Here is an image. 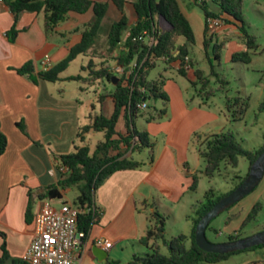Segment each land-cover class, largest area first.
I'll return each mask as SVG.
<instances>
[{"label": "trees", "instance_id": "trees-1", "mask_svg": "<svg viewBox=\"0 0 264 264\" xmlns=\"http://www.w3.org/2000/svg\"><path fill=\"white\" fill-rule=\"evenodd\" d=\"M3 4L8 7L14 17V24L7 32L9 41L14 42L18 30L16 23L18 18L24 12L39 13L44 12L45 21L44 29L48 33L52 31L60 23L64 22L69 14H85L92 9L94 14L93 21L87 25L86 29L81 33V40L73 46L67 56L56 65L52 66L45 72L35 73L32 63H27L23 67L17 69L19 75L27 76L33 83L45 81L50 83L60 82V75L69 67V65L79 56H89L91 48L102 29V22L107 12V3L92 2L90 0H2ZM121 14L118 21L109 23L107 31V53L109 55L118 51L115 62L128 69L130 64L136 59L140 62L144 57L153 54L155 62L139 69L136 74L129 78L120 76L113 90L104 96H99L101 103L105 99H109L112 105V112L106 116L103 112L89 116V124L80 127L77 139L83 143L81 146L74 147V151L68 154L55 156L58 160V167L67 168L68 173L62 174L60 180L55 184L44 189L42 194L37 198L39 200H61L62 191L74 189L77 192L76 197L72 200V204L78 209L85 207H95L94 199L97 189L114 173L128 170H137L142 166L141 162L133 159L132 154L143 148H151L152 144L149 135L146 132H139L134 125V120L140 115L141 105L150 100H167V96L161 90L158 80H150L149 72L158 63L164 64L171 68L175 62L180 63L177 72L187 78V72L184 69L185 58L188 57L192 69L194 63L189 58L190 49L195 44L194 31L182 13L179 0H110ZM131 3L136 14V21L132 27H128V18L125 14V5ZM193 4L197 6L203 13L206 20L208 18H218L224 24L233 25L240 30L241 39L244 42L245 50L235 52L231 55V62L250 63V51L256 47V38L246 32L242 21V0H193ZM213 5L211 9L209 5ZM162 19L168 26L169 30L160 32L157 29L156 19ZM155 30L159 32L157 43L151 48L139 41H133V38L140 36L143 32H151ZM128 33V36H127ZM211 36L205 34L203 40V50L205 58L210 63V75L215 76L213 60L219 61L218 51L222 45H214L213 57L209 56L208 49L211 43ZM183 38L182 45L177 44V39ZM126 47V51L119 50V44ZM92 57V56H91ZM164 57L167 60H161ZM86 67L81 70H87L88 78L81 75L66 78V81H75L78 83L91 81L107 80L115 76L108 65L102 63L92 69L93 60L91 59ZM193 75L195 80L191 82L193 86H200L201 92L205 97L214 96L216 90H207L209 85V77L199 70L194 69ZM240 99L235 100V105L239 106ZM148 107V105H147ZM226 107L230 109V102L227 99ZM239 114L242 115L246 111L245 103H242ZM259 112H264V100L259 106ZM166 114L165 109H161L158 117ZM121 122V127L118 128ZM23 130L22 125H18ZM92 132L102 133L103 139L97 142L93 149L87 143H84V135ZM263 144L256 151L245 150L236 140L235 136L228 133H221L210 137L206 141L205 150L199 151L200 157L205 163L204 174L213 178L222 166H229L232 169L238 167L239 158L243 157L248 161V170L257 159L258 155L264 150V133L262 134ZM7 148V138L1 131L0 126V156L4 154ZM129 152V156L126 153ZM152 161V151L150 152ZM245 176V177H246ZM191 190L197 186V177L191 175ZM241 178L239 184L245 179ZM238 184V185H239ZM237 185V186H238ZM236 186V187H237ZM236 187L225 194L216 195L213 188H210L204 195L203 203H199V208L195 211V217H192V229L190 236L178 235L170 240L165 239L166 218L157 211H153L147 216L145 235L139 240L140 244L146 249L144 253L132 256L127 264H220L227 260L230 256L243 253L246 251H254L264 246H255L244 251H237L229 254L208 253L201 250L195 242L196 227L201 218L221 199L231 193ZM32 208V200L29 195V203L26 210V220L29 221L30 211ZM96 208V207H95ZM260 204L257 203L252 213L247 217L242 227L249 223L256 216ZM80 214L78 216V230L86 235L93 224L99 220V213ZM209 227V225H208ZM207 227V228H208ZM239 236H228L227 241L240 239ZM163 245L168 255L161 252ZM10 257L2 245V255L0 256V264H6ZM258 261L250 264H257ZM12 264H25L22 262L12 261ZM105 264H120L119 261H110Z\"/></svg>", "mask_w": 264, "mask_h": 264}, {"label": "crops", "instance_id": "crops-1", "mask_svg": "<svg viewBox=\"0 0 264 264\" xmlns=\"http://www.w3.org/2000/svg\"><path fill=\"white\" fill-rule=\"evenodd\" d=\"M90 1L107 3V12L100 34L89 51V56H83L89 61L92 59L96 65L101 61L96 63L95 59L110 61L111 56L114 57L118 53V51L112 55L107 53V31L109 23L118 21L121 14L110 0ZM179 6L192 29L193 24H196L202 36L203 45L205 19L201 22L194 12L193 0H179ZM125 14L130 28L136 21V14L131 3L125 5ZM93 19L92 9L85 14L71 13L64 22L46 33L43 11L24 12L18 18L16 23L18 33L14 42L11 43L6 34L14 24V17L8 7L0 3V126L7 138L6 151L0 156V256L2 245H4L10 257L6 264H12V261L22 262V257L33 239L34 216L45 201H49L56 208L62 202H72L64 198L70 189L62 191V199L57 203L54 200H39L37 196L42 194L45 188L55 185L60 180L61 174L56 169L59 163L55 156L74 151L75 144L78 145L76 140H78L79 128L86 126L90 121L87 117L82 119L87 108L92 109L96 114L94 97L86 102L81 98V95L87 92L83 83L76 86L73 95H69L64 84L75 82L66 81L68 77L63 76L69 67L60 75L63 80L56 83L45 81L33 83L27 76L19 75L16 70L27 63H32L37 73L40 71L39 63L45 56L50 57L51 66L56 65L67 56L73 46L80 42L81 33ZM156 24L161 33L169 30V26L160 18L156 19ZM235 29L233 25L224 24L211 36V43L212 38L216 36L219 37L221 48L230 46V57L235 52L245 50L241 35L234 32ZM183 43V38L177 39L178 45ZM98 45H100L99 48ZM96 48L100 49L101 55L104 54L103 57L95 55ZM191 60L195 69L198 62L193 58ZM173 65L174 68H178V62ZM172 66L171 68L165 66L163 70L177 72V68L174 70ZM150 73L151 71L149 77ZM188 76L190 75L187 72ZM118 80L117 74L111 78L109 82L112 89ZM165 88L177 87L171 81H167ZM97 95L100 94L97 93ZM107 101L103 103L106 106H101L100 112L109 116L112 105L109 99ZM19 124L27 131V135L20 132ZM92 135H94L92 131L84 135V143L89 146ZM78 143L80 146L83 144L80 141ZM90 148L93 149L91 146ZM167 154L170 157L168 152ZM163 158L166 160L162 153L161 158L149 172L140 170L116 172L97 189L94 206L100 217L91 226L86 237L80 241L77 264H105L110 261H119L121 264L120 259L124 257L128 249L127 243L133 244L145 235L147 217L141 230L137 216L143 210L139 209L135 195L141 186H147L154 170L159 169ZM29 195L32 208L30 219L27 221ZM140 197L143 199L142 206H148L149 202L144 198L145 196L140 195ZM143 213L145 214V211ZM192 217H188L191 224ZM143 233L144 235L141 236ZM97 240L109 242L111 245L105 248L97 245ZM145 250H141L140 253H144Z\"/></svg>", "mask_w": 264, "mask_h": 264}, {"label": "rangeland", "instance_id": "rangeland-1", "mask_svg": "<svg viewBox=\"0 0 264 264\" xmlns=\"http://www.w3.org/2000/svg\"><path fill=\"white\" fill-rule=\"evenodd\" d=\"M209 6L211 9L214 8L211 4ZM241 10L244 29L256 38V47L250 51L251 61L248 64L231 62L230 46L226 45L218 51L219 61H212L216 73L212 77L210 63L204 55L202 36L196 24H193L195 44L190 49L192 55L190 54L189 57L197 60L198 65L195 69L201 70L205 76L209 77L207 90H216L214 96L205 97L200 86L191 84L195 80L193 70L188 72L190 76L187 78L176 71L163 70L165 65L162 63H158L150 70L149 79H157L160 82V88L167 96V100L148 101L147 109H143L134 120L135 128L139 132L148 133L152 147L136 151L132 157L142 163L141 168L137 170L144 172L153 169L162 153L166 160L162 159L159 169L154 170L147 186H141L135 195L139 209L145 211V214L141 211L137 216L141 230L146 217L153 211H157L166 218L165 239L170 240L178 235L190 236L192 224L188 221V217H195V211L199 208V203H203L205 193L213 188L216 195L225 194L246 176L248 161L243 157L239 158L238 167L235 169L225 165L213 178L204 174L205 163L199 151L205 150L206 141L210 137L230 132L248 151H256L263 144L264 112H259L258 109L264 100V0H242ZM194 12L203 22L202 11L194 6ZM234 32L240 34L237 27ZM216 44L219 45L220 41L219 37L214 36L208 51L210 57H213V47ZM99 51L100 49L96 48L95 55L103 57L104 54L101 55L102 52ZM116 56L117 54L114 57L111 56L110 61L95 60L96 63L101 61L102 65L113 67L116 64ZM88 61L87 57L79 56L63 76L80 74L88 78V71H81L82 66H88ZM100 63L95 65L93 62L92 69L98 68ZM172 67L174 70L177 68H174V65ZM89 79L81 82L87 91L81 95V98L86 102L94 97L95 113L98 114L101 106H106L98 100V97L108 95L113 89L107 80L91 81ZM167 81H171L177 88L166 89ZM78 84L80 83L64 84L69 95H73ZM97 93L100 95L96 96ZM227 99L230 102L229 110L226 107ZM236 99H240L239 106L242 103L246 105V111L242 115L239 114L240 107L235 105ZM161 109H165L166 114L158 117ZM90 115H94L93 110L87 108L82 119ZM120 127L121 122L118 125V128ZM20 132L27 135L25 129ZM90 139V146L94 148L95 144L102 140V135L94 132ZM76 142L78 145H75L80 146L79 140ZM35 144L39 146L38 143L35 142ZM126 156H129V152ZM191 175L197 177V186L194 190H191L193 182ZM76 195V190L70 189L64 198L74 200ZM140 195L145 196L150 206H142L143 199ZM54 202L57 203L58 199ZM257 203L260 204V209L256 216L242 227L243 221L251 215ZM262 231H264V176L249 195L210 222L206 237L212 243H224L227 242L228 236L244 238ZM143 235L144 233L141 236ZM127 245L128 249L124 257L120 259L121 264H127L133 254L139 255L141 250H145L138 239L133 244L128 242ZM160 246L161 252L168 255L167 249L162 244ZM255 261H258L257 264H264V246L254 251L232 255L220 264H250Z\"/></svg>", "mask_w": 264, "mask_h": 264}, {"label": "built area", "instance_id": "built-area-1", "mask_svg": "<svg viewBox=\"0 0 264 264\" xmlns=\"http://www.w3.org/2000/svg\"><path fill=\"white\" fill-rule=\"evenodd\" d=\"M0 3H3L0 0ZM224 23L218 18H208L206 20V28L208 35H213L220 29ZM128 36V34H127ZM159 32L152 30L145 31L140 36L133 38V41L144 43L151 48L157 43ZM119 49L126 51V47L121 43ZM161 60H167L162 57ZM155 62L153 54L144 57L140 62L136 59L127 68L115 64L111 67V71L120 76L129 78L136 74L139 69L147 67V65ZM51 59L45 56L39 63L41 72H45L51 68ZM180 63L178 62V68ZM184 69L186 72L192 70L188 57L185 58ZM141 109H147V104L143 103ZM57 171L67 174L68 170L64 167H56ZM95 207H85L78 209L70 202H62L59 207H54L49 201H45L42 207L34 216V235L33 239L25 251L22 261L25 264H77L79 260V244L85 238V234L78 230V216L80 214L96 213ZM97 245L105 248L110 247L109 242L96 241Z\"/></svg>", "mask_w": 264, "mask_h": 264}, {"label": "water", "instance_id": "water-1", "mask_svg": "<svg viewBox=\"0 0 264 264\" xmlns=\"http://www.w3.org/2000/svg\"><path fill=\"white\" fill-rule=\"evenodd\" d=\"M263 176L264 150L250 166L245 179L231 193L218 201L199 221L195 231V242L201 250L208 253L229 254L264 244V231L224 243H212L206 237L210 222L249 195L259 185Z\"/></svg>", "mask_w": 264, "mask_h": 264}]
</instances>
